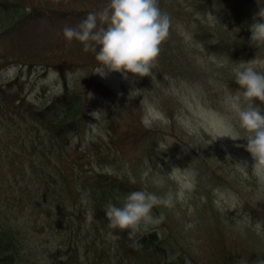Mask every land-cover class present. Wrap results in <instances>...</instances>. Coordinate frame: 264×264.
<instances>
[{
  "label": "rangeland",
  "instance_id": "374dc122",
  "mask_svg": "<svg viewBox=\"0 0 264 264\" xmlns=\"http://www.w3.org/2000/svg\"><path fill=\"white\" fill-rule=\"evenodd\" d=\"M8 1L25 5L33 15L21 29H0V63L9 61L0 85L12 82L0 94V204L12 202L0 216L20 229L10 264H117L104 230H109L106 204L102 228L91 227L86 215L112 182L157 195L183 190L175 207L153 210L165 218L149 229H157L161 242L148 246L161 249L168 263L179 254L194 264H264V191L234 166L247 161L251 173L252 158L238 147L246 141L220 138L233 115L232 62L264 60V47L250 45L249 31L264 0H159L171 17L170 33L152 77L134 81L120 73L94 74V53L63 37L66 25L76 26L109 0ZM39 64L52 66L43 73ZM66 92L87 98V120L84 133L72 135L55 152L49 149L48 125L23 124L12 116L17 100L14 106L1 101L41 106ZM158 175L165 177L163 187L152 183ZM66 179L75 184L78 205L76 216L63 217L75 221L66 223L76 227L70 236L56 230L53 208L58 184L67 197ZM117 235L119 252L126 254L133 239L127 232ZM131 261L127 257L122 264ZM135 264L160 262L141 255Z\"/></svg>",
  "mask_w": 264,
  "mask_h": 264
},
{
  "label": "clouds",
  "instance_id": "9594fccd",
  "mask_svg": "<svg viewBox=\"0 0 264 264\" xmlns=\"http://www.w3.org/2000/svg\"><path fill=\"white\" fill-rule=\"evenodd\" d=\"M252 19L250 45L264 47V8L259 7ZM171 26V17L162 11L159 0H109L99 11L89 13L76 26L66 25L62 33L66 41H76L82 45L84 52L94 53L97 64L94 74L107 78L112 73H120L125 80L131 76L134 81L152 77ZM232 63L231 71L237 88L229 94L228 100L233 115L220 138L246 141V145L238 147H244L250 154L253 161L251 173L247 161L234 166L253 179L260 191H264V72L257 70L264 67V60L255 58ZM233 119L234 123L231 122ZM167 146V143L159 145L163 149ZM143 175L146 177L149 173L144 172ZM152 183L163 187L165 177L158 175ZM184 195L183 190L175 193L169 190L163 195L137 190L123 196L119 206L109 202L104 208L110 230L107 238L115 241L119 239L117 233L124 232L130 239H134L137 233L148 234L150 228L158 226L165 218L163 214L156 215L153 210L173 208ZM92 218L90 210L89 219ZM138 241H135L137 247L140 246Z\"/></svg>",
  "mask_w": 264,
  "mask_h": 264
},
{
  "label": "trees",
  "instance_id": "16d2710c",
  "mask_svg": "<svg viewBox=\"0 0 264 264\" xmlns=\"http://www.w3.org/2000/svg\"><path fill=\"white\" fill-rule=\"evenodd\" d=\"M17 12V9L13 8H5L1 11L0 16L3 17L4 20L11 19L10 24L16 26V19L14 18V14ZM21 18L17 20L20 22ZM7 99H3L5 102ZM57 105H50L42 109H37V107L24 105L22 101H20V113L26 112L27 120H35L37 122H43L49 120L50 122H44L49 124L50 131L52 133V138L49 140V149L52 151H57L59 149L65 148L70 143V138H65V135L72 134H80L84 131V119L86 118L84 110L86 107V101L83 100L78 94H70L63 98H59ZM33 107V108H32ZM83 124V125H82ZM81 125L83 127H81ZM63 179V178H62ZM68 181V179H66ZM112 182L109 183L111 189H105L99 198L95 201L93 209L91 210L93 214V218L90 219L94 226L98 228H102L99 225V219L103 215L102 211L105 206L109 202L117 203L120 205L123 196L131 191L142 190L136 186H127L120 185L115 186ZM69 190L68 193L71 195V204L74 205V196L73 189L70 186V181H68ZM57 199L54 201L53 208L62 212L64 209H68L65 207V200L62 197L61 186L58 184L57 186ZM15 223L12 222V219H5L0 216V264H10L13 261L15 256V247L19 242V228H17ZM104 228V227H103ZM106 232L108 230L104 229ZM156 233L149 237L144 235L138 236L132 240L130 248L138 252L140 249L145 248V246L151 242L156 241ZM139 240V247L135 246V241ZM180 258V260L173 261L175 257H171L173 260L170 261L169 264H194V262H186L185 255H175ZM135 264V263H134Z\"/></svg>",
  "mask_w": 264,
  "mask_h": 264
}]
</instances>
